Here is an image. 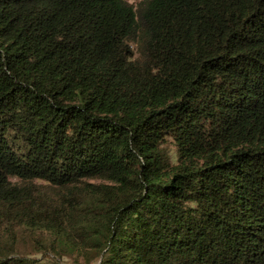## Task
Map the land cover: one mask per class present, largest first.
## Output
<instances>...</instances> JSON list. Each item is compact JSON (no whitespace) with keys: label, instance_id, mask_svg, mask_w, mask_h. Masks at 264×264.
<instances>
[{"label":"trees","instance_id":"16d2710c","mask_svg":"<svg viewBox=\"0 0 264 264\" xmlns=\"http://www.w3.org/2000/svg\"><path fill=\"white\" fill-rule=\"evenodd\" d=\"M0 264H264V0H0Z\"/></svg>","mask_w":264,"mask_h":264},{"label":"rangeland","instance_id":"374dc122","mask_svg":"<svg viewBox=\"0 0 264 264\" xmlns=\"http://www.w3.org/2000/svg\"><path fill=\"white\" fill-rule=\"evenodd\" d=\"M141 0H126V2L128 3V4H131V5H133V6H135V5H137L139 2H140ZM171 151H173V148H171ZM27 251V250H26ZM37 258L39 257V256H36ZM67 263V262H66Z\"/></svg>","mask_w":264,"mask_h":264}]
</instances>
